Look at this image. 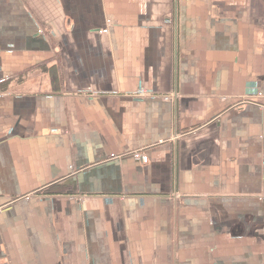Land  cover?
Wrapping results in <instances>:
<instances>
[{
  "label": "crops",
  "instance_id": "0c3cea01",
  "mask_svg": "<svg viewBox=\"0 0 264 264\" xmlns=\"http://www.w3.org/2000/svg\"><path fill=\"white\" fill-rule=\"evenodd\" d=\"M0 209V264H264V0H0Z\"/></svg>",
  "mask_w": 264,
  "mask_h": 264
},
{
  "label": "built area",
  "instance_id": "2783aa9c",
  "mask_svg": "<svg viewBox=\"0 0 264 264\" xmlns=\"http://www.w3.org/2000/svg\"><path fill=\"white\" fill-rule=\"evenodd\" d=\"M136 157L138 158V159H141L142 158V155L140 154V153H138V154H136ZM2 212V210L0 209V213Z\"/></svg>",
  "mask_w": 264,
  "mask_h": 264
}]
</instances>
